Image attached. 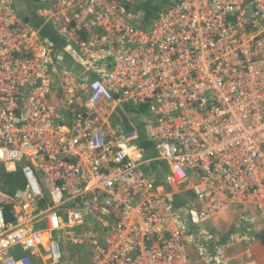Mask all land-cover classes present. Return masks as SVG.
Returning <instances> with one entry per match:
<instances>
[{
  "label": "built area",
  "instance_id": "2783aa9c",
  "mask_svg": "<svg viewBox=\"0 0 264 264\" xmlns=\"http://www.w3.org/2000/svg\"><path fill=\"white\" fill-rule=\"evenodd\" d=\"M43 1L36 28L0 0V264H34L43 233L50 264L64 244L85 264H190L186 244L222 264L200 223L246 206L264 222V0H163L146 29L147 0ZM121 104L152 158L112 125Z\"/></svg>",
  "mask_w": 264,
  "mask_h": 264
},
{
  "label": "trees",
  "instance_id": "16d2710c",
  "mask_svg": "<svg viewBox=\"0 0 264 264\" xmlns=\"http://www.w3.org/2000/svg\"><path fill=\"white\" fill-rule=\"evenodd\" d=\"M162 1L147 0L140 5L139 9L143 17V29L149 27L159 11ZM27 14L29 15L27 17L28 20L32 21L36 28H40L43 25V20L37 16L36 12L29 9ZM41 37L49 39L56 49L63 48L61 39L48 26H43ZM141 112L145 114L144 109ZM133 113V107L128 104H121L115 112V120L128 131L138 130L140 132L138 143L144 150L145 158L150 159L151 153L154 154L153 144L143 131L144 124L136 126L132 123L131 117ZM157 165H161L162 169L167 171V166L164 162L154 164V166ZM164 173L166 174L167 172ZM5 179L9 192H13L25 185L21 171L7 175ZM178 207L182 209V205H178ZM244 217H248L249 220L243 219ZM7 220L12 221L9 209H7ZM198 229L213 236L214 239H221L218 243L222 247V255L226 260L231 261L232 264H264V222L255 207L228 208L200 223ZM238 233L244 236V238L232 241V237ZM246 236L249 239H246ZM49 240L50 238L46 237L44 242V252L46 254L50 251L51 247L48 244ZM211 245H209V248ZM19 255H22V253L19 252ZM195 264L207 263L199 258Z\"/></svg>",
  "mask_w": 264,
  "mask_h": 264
},
{
  "label": "crops",
  "instance_id": "0c3cea01",
  "mask_svg": "<svg viewBox=\"0 0 264 264\" xmlns=\"http://www.w3.org/2000/svg\"><path fill=\"white\" fill-rule=\"evenodd\" d=\"M156 163H159V162H151L150 163V165H149V167H147V166H143L142 168L145 170V172L149 175V176H151L152 178H155V179H161V178H163L164 177V175H165V173L164 172H167V171H164L163 169H162V167H161V165H157V166H154V164H156ZM239 236V234H236V236H234V238L233 239H231L232 241L233 240H236L237 239V237ZM46 237H48V236H45V239H46ZM202 238V239H201ZM201 240L202 241H205V237H204V240H203V237L201 236ZM213 238V236L211 237V239L209 240V242H208V244L206 243V245H207V256H212V257H214V256H218V254L219 255H221V256H218L217 257V261H221L222 260V264H228V260H226L224 257H222L223 255H222V247H221V245L218 243L221 239H212ZM43 244H42V246H41V248H40V251H39V253H38V255L37 256H35V258H34V264H50V262H51V260H50V253H49V251H48V253L46 254L45 252H44V233H43ZM207 240V239H206ZM201 241V242H202ZM212 244V245H211ZM194 245V244H193ZM209 245H211V247L209 248ZM63 246V254H62V256H61V259H60V261H59V263L58 264H71L69 261L70 260H68V258L69 257H66L67 255L68 256H70V255H72L71 254V252L69 251V248L70 247H78V246H74V245H70V244H66V246H65V248H64V245H62ZM195 247L198 249V247L195 245ZM78 253V252H77ZM84 251H82L81 252V254L83 255V257L84 258H86L85 257V255H84ZM223 258V259H222Z\"/></svg>",
  "mask_w": 264,
  "mask_h": 264
},
{
  "label": "rangeland",
  "instance_id": "374dc122",
  "mask_svg": "<svg viewBox=\"0 0 264 264\" xmlns=\"http://www.w3.org/2000/svg\"><path fill=\"white\" fill-rule=\"evenodd\" d=\"M14 2L17 3V5L20 7V9H22V11H25L26 13H28L29 9H31L34 12H37L39 8L47 6L43 0H39V1H35V0H14ZM130 106L132 107V105H130ZM111 122H112L113 126H116L119 124L115 120V117H113V119H111ZM155 155H156L155 153L154 154L151 153L150 158H152ZM74 231L78 232L77 229H74ZM186 245H187V250H188V255H189V263L195 264L200 258L199 252H198L197 248L195 247V245H193V244H190V245L186 244ZM65 246H66V244H64V248H65ZM86 249L87 248L85 246L70 247L69 251L71 252L72 255H70V256L67 255L66 257H69L68 260H70L69 262L71 264H85L86 263L85 258L83 257L81 252L86 251ZM228 264H232L231 261H228Z\"/></svg>",
  "mask_w": 264,
  "mask_h": 264
},
{
  "label": "water",
  "instance_id": "95a60500",
  "mask_svg": "<svg viewBox=\"0 0 264 264\" xmlns=\"http://www.w3.org/2000/svg\"><path fill=\"white\" fill-rule=\"evenodd\" d=\"M59 58H61V57H59ZM65 62H66V64H68L69 66H73L72 65V62L70 61V60H67L66 58L65 59H63ZM46 201H44V203H45Z\"/></svg>",
  "mask_w": 264,
  "mask_h": 264
},
{
  "label": "bare ground",
  "instance_id": "6f19581e",
  "mask_svg": "<svg viewBox=\"0 0 264 264\" xmlns=\"http://www.w3.org/2000/svg\"><path fill=\"white\" fill-rule=\"evenodd\" d=\"M56 250V249H55Z\"/></svg>",
  "mask_w": 264,
  "mask_h": 264
}]
</instances>
